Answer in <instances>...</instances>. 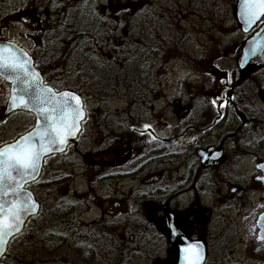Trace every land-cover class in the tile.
<instances>
[{"label": "flooded vegetation", "instance_id": "obj_1", "mask_svg": "<svg viewBox=\"0 0 264 264\" xmlns=\"http://www.w3.org/2000/svg\"><path fill=\"white\" fill-rule=\"evenodd\" d=\"M121 1L123 9L111 10L103 0H89V5L73 0L78 14L71 16L64 0L27 1L30 14L23 22L50 42L44 49L42 41L35 43L29 35L34 47L25 48L44 85L76 93L85 110L77 137L64 153L44 159L39 179L26 186L40 210L59 214L57 261L145 264V248L150 247L151 252L158 248V264H167L170 228L177 225L190 242L204 243L205 264H220L229 257L228 250L240 244L246 246L248 260L264 264L260 226L264 209L250 206L255 195L264 202V168L259 167L264 165V63L241 80L244 45L262 28L264 16L243 31L236 16L237 0L234 23L243 40H217L227 62L206 65L199 72L192 67L191 33L177 32L182 13L177 2ZM135 3L139 9L130 10ZM49 5L55 8L48 10ZM53 14L60 35L48 25ZM207 39L200 45L204 51L209 49ZM112 50L127 56L124 62L109 63L115 70L122 68L120 84L116 78L105 79L108 63L96 61V55ZM183 54L188 74L180 94L169 96L160 90L159 68L182 61L178 56ZM91 60V78L84 80L81 73L88 69L82 66ZM10 88L0 77V127L15 116L28 119L23 130L4 139L0 147L35 126L32 114L7 112ZM92 102L97 106L90 109ZM98 133L101 139L96 144L92 137ZM51 161H57L58 168L64 164L82 172L40 180ZM55 181L56 191L50 190ZM240 215L245 237L235 228ZM185 220L192 224L190 229H185ZM225 228L231 229L228 239L222 238ZM218 245L228 250L213 255L211 247Z\"/></svg>", "mask_w": 264, "mask_h": 264}, {"label": "rangeland", "instance_id": "obj_2", "mask_svg": "<svg viewBox=\"0 0 264 264\" xmlns=\"http://www.w3.org/2000/svg\"><path fill=\"white\" fill-rule=\"evenodd\" d=\"M28 0H0V39L3 40H10L14 41L17 44H20L22 47L26 49H31L33 43H31V40L29 41L28 36L31 35L33 37V42H41V46L44 49H47V47L50 46V42L47 41L46 36H39L37 32L34 31V29L29 26H27L23 22V18L27 17L28 14H30V11H28L30 8L28 6ZM72 0L64 1L65 3V10L71 11L67 12L71 15H77L74 10V4L71 2ZM88 5L89 0H86ZM166 3L169 2V0H163ZM174 3L179 5V10L182 11L180 13V23H177L180 27L177 28V32L184 33H191L192 40H193V54H192V64L194 69H199V72L202 68L209 66L211 68V65L218 64V63H226L227 60L225 59L224 55H221L219 50L217 49L218 45L217 40L223 39V37H228L224 39L225 41H233L234 43H239L243 40L242 35H240L236 23H234V13H235V6L237 0H172ZM67 2H69V5L66 6ZM84 1L80 2L79 8L82 10V3ZM165 3V4H166ZM86 4V3H84ZM123 2L121 0H103V5L105 8H110L111 10H121ZM81 5V6H80ZM167 5V4H166ZM191 6V10L189 11V7ZM73 7V8H72ZM187 7V9H185ZM48 10H52L55 7L52 5L47 6ZM132 11H137L139 8L137 4L135 3L134 6L129 7ZM80 11V10H79ZM45 11H42V15ZM81 13V12H80ZM83 13V12H82ZM82 15V14H81ZM41 15L37 14L38 20H40ZM57 17L55 14L52 15L50 18V21L48 22V25L55 26V31H53L54 35H60V30H56V27L58 26V22L56 21ZM187 18H189V23L187 24ZM83 21H81L82 23ZM162 27L166 26L167 23H161ZM60 29V28H59ZM123 29V26L121 25L118 29L120 32ZM168 30V28H166ZM179 35V34H178ZM177 35V36H178ZM179 37V36H178ZM182 37V36H181ZM206 37H208V45L209 49L208 51L203 48H201V44L204 43L203 41L206 40ZM45 38V39H44ZM36 39V40H35ZM44 40V41H43ZM184 40V39H183ZM181 42V41H180ZM183 45V44H182ZM227 46L226 44H224ZM40 46V45H39ZM56 46V45H54ZM57 46L58 43H57ZM50 48V47H49ZM204 51V52H203ZM47 52V51H45ZM44 52V53H45ZM46 54V53H45ZM98 62L102 63H108L105 64L107 68H105V79L110 80L113 78H116L117 84H120L122 80L123 70L118 69L115 70L113 67L111 68V65L109 64L112 62L113 64L116 62H124L123 59L127 56L125 55H115L114 51H108L103 55H96ZM185 55H179L178 58L182 57V61L179 59H175L174 62H171L170 64L166 66H161L160 69V82L162 84L161 89L164 91L165 94L171 96L173 94L179 95L182 91L181 83L184 81L185 77H187L188 71L185 66ZM51 57V56H50ZM49 57V58H50ZM103 57V59H101ZM47 58V56L45 57ZM49 58L47 61H49ZM121 60V61H120ZM88 63V61H84ZM93 60L89 62V64L83 65L85 69H88L87 71L81 73V77L84 78V80H89L90 77V69L93 67V64H91ZM135 63V61H134ZM132 68V67H131ZM130 69V68H129ZM113 71V75H112ZM70 73H74V71L71 69ZM83 83H81L82 85ZM114 85H116L114 83ZM84 86V89L88 91L90 89L86 85ZM81 86V87H82ZM112 93L111 90L108 91V94ZM97 106L96 102L90 103V109ZM28 117L26 116H15L12 117L6 124L0 127V143L5 141L6 138L9 139L15 135V133H19L23 130L22 127L26 125ZM93 141L97 144L100 139L101 135L95 134L93 135ZM5 139V140H4ZM64 164H61V166L58 168L57 161L54 162H48L47 167L44 171V174L42 176V179L44 180L47 177L50 180H56L58 179L59 175H68V174H79L82 171H75L71 168V166H63ZM58 182L55 181V184L50 185V190L56 191ZM80 185L83 184V181H80ZM54 187V189H52ZM44 198V197H43ZM252 203L250 202V206H256L258 205L259 210L264 209V202L260 203L258 201V196L255 195L251 199ZM47 209V208H44ZM46 211V210H45ZM49 216V215H47ZM245 219H243L242 215H240L239 219L237 220V223H235V228H239L241 231V237H245L244 232V223ZM234 227V226H233ZM231 233V229H224V233L222 234V238H229V234ZM234 233V232H233ZM42 235H39L37 232L33 231L30 234L31 240H39ZM29 239L28 234L26 237L18 238L17 240L13 241L12 245V252L11 255L16 259L11 260L9 264H12L13 262H16L15 264H62L61 262L54 260L49 261L48 259H42L39 257V253L37 255L35 254L34 257L30 256L27 259V256H25L26 247L29 246ZM219 246V245H218ZM213 246L211 247V250L214 251L213 255H219L224 254L223 252L228 250V247L222 248L221 246ZM218 248L221 250L219 251ZM38 249V248H37ZM148 249V256L146 255L143 258L145 264H157V258L155 255V252L158 251V248H155L153 252H151L150 247L145 248V250ZM246 246L245 245H238L237 247H231L230 251L228 250L229 257H226L225 259H221L220 264H259L254 261L248 260L247 256L245 255ZM227 253V252H226ZM154 254V255H153ZM18 257V258H17ZM244 257L246 259H244ZM102 264V263H99ZM115 264V263H113ZM209 264H213V262Z\"/></svg>", "mask_w": 264, "mask_h": 264}, {"label": "snow or ice", "instance_id": "obj_3", "mask_svg": "<svg viewBox=\"0 0 264 264\" xmlns=\"http://www.w3.org/2000/svg\"><path fill=\"white\" fill-rule=\"evenodd\" d=\"M124 11L129 9L125 7ZM241 12L248 24L256 23L264 16V0H241ZM32 69L26 53L21 51L16 54L11 47L0 48V75L14 84L10 104L13 108L34 111L43 119L42 127L38 126L28 135L0 147V254L5 251L8 238L21 232L23 215L31 214L37 207L30 193L15 199L23 191L22 182L28 176L35 179L42 157L59 150L57 145L65 144L68 136L79 131L80 121L85 115L79 95L72 91L57 93L50 87H44L39 73ZM150 127L145 125V129ZM259 167L264 168V165ZM9 193L13 195V200L4 199ZM184 226L187 230L192 224L185 220ZM169 234L182 243L186 239L177 225L171 226ZM199 249L198 243L187 244L181 249L190 256L188 264H201Z\"/></svg>", "mask_w": 264, "mask_h": 264}, {"label": "water", "instance_id": "obj_4", "mask_svg": "<svg viewBox=\"0 0 264 264\" xmlns=\"http://www.w3.org/2000/svg\"><path fill=\"white\" fill-rule=\"evenodd\" d=\"M236 16H237V19H238V23H241L242 29L245 32L248 31V29L252 25H255L258 22L257 21L256 23L251 24V25L246 22V19H245L244 15L241 12V0H238V3H237ZM262 17L263 16H261V19H262ZM6 47H11L13 52H15L16 54H19L21 51L23 53H26L27 54V58H29L30 63L33 66L32 70L38 72L36 70V68L34 67L33 58L30 56V54H28V52L25 49L20 47V45L15 44V42H11V41H9V42L8 41H0V48H6ZM242 54H243V59H242V64H241V70H242V72H241V80L246 79L249 76V74H251L254 71H256L257 69H259L264 63V25L252 37V39L250 38L249 40L246 41V43L244 45V48H243V53ZM243 64L246 65L247 67L244 68ZM0 77L3 78L11 86L9 101H8V105L6 107L7 108V112L8 113H12V112H16V111H23V112H28V113L33 114L34 115L33 117H35V126H34V129L31 132L35 131L38 126L42 127L43 126V119L36 112L29 111V110L23 109V108H13L12 107V105L10 104V98H11V94H12V89L14 87L13 81L5 78V76H3V75H0ZM39 77H40V80L43 83V86L44 87H49L47 85H44V82H43V79H42V76L40 75V73H39ZM61 92H63V91H61ZM57 93H60V92H57ZM84 119H85V115H84L83 120ZM82 121H80L79 131L81 129ZM79 131H77L74 135L68 136L67 137V142L65 144L57 145L56 147L59 150H55L53 152H50V153H48V154H46L45 156L42 157L41 162H40V166H39V171H38L37 174H35V179H33L32 176H28L27 179L22 182L23 191L15 199L19 200V199L23 198L25 193H30L31 197H32V200L36 203L37 207L32 210L31 214H24L23 215L24 223L20 226L21 227V232L19 234L14 235L13 237H9L8 238L9 242L5 246V251L3 252V254H0V264H1L2 259L4 258V255H6V253H7L8 248H9V244L12 242V240L14 238H16L17 236H19L21 233H23V231H24V229L26 227V224L29 222V220L31 218L36 217L39 214L38 211H40V204L36 200L34 194L31 191H28V189H26V186L29 185L30 183L36 181V179L39 178L44 158L49 157V156L54 155V154L63 153L66 150V147L77 137ZM25 135H28V133L25 134ZM18 139L19 138H17V140ZM13 142H15V141L13 140ZM13 142H11V143H13ZM4 199L5 200H13L14 197H13V195L11 193H9V195L4 197ZM262 217H264V215L261 216V218H260V220H261L260 221L261 222L260 226H261V229H262L261 233H264V219H262ZM195 243H198L200 245L199 251H200L201 257H202L201 264H205V262H206V257L205 256H207V249H206V246L204 245V243H202V242H190L187 238L185 239L184 243H182L175 236H172L171 245L169 247L170 248V257H169L170 260H169V262L167 264H188L190 256H189L188 253L183 252L181 249L186 247L187 244H195Z\"/></svg>", "mask_w": 264, "mask_h": 264}, {"label": "trees", "instance_id": "obj_5", "mask_svg": "<svg viewBox=\"0 0 264 264\" xmlns=\"http://www.w3.org/2000/svg\"><path fill=\"white\" fill-rule=\"evenodd\" d=\"M50 1L56 2L57 0H50ZM67 4H69V2H67ZM82 29H87V28H82ZM40 212L41 213L37 217L33 218L31 222H29L24 233H22V235L19 236L18 238L26 237L28 234L29 246L26 247L27 249L24 254L25 256H27V259L29 256L31 258L34 257L35 254L37 255V253H39L40 255L39 257H41L42 259H48L49 261H54L57 260V258L60 256V252H59L60 247L57 243L59 242V235H58L59 214L47 213L45 209H42V211ZM33 231L37 232L39 235H42L39 240L35 241L30 239L29 236ZM18 238H16L15 240H17ZM11 244H9L10 245L9 250L5 255V257L3 258L1 264H9L11 260L16 259V257L14 258L11 255L12 252ZM15 263L16 262H13L12 264Z\"/></svg>", "mask_w": 264, "mask_h": 264}]
</instances>
